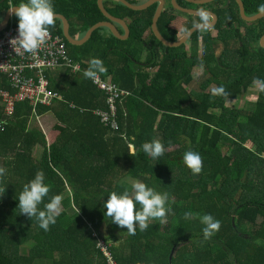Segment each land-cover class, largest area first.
Segmentation results:
<instances>
[{"label": "trees", "instance_id": "obj_1", "mask_svg": "<svg viewBox=\"0 0 264 264\" xmlns=\"http://www.w3.org/2000/svg\"><path fill=\"white\" fill-rule=\"evenodd\" d=\"M127 1L139 5L146 0ZM170 1L165 0L169 6ZM241 1L247 16L257 15V5L264 2ZM19 2L0 0V24ZM52 2L56 14L69 19L74 39L107 21L97 0ZM103 5L127 22L128 40H118L102 27L75 47L65 40L60 19H54L49 31L63 38L83 71L91 57H99L107 68L99 75L130 93L118 104L119 129L110 132L93 113L105 109V95L83 72L46 73L50 89L62 97L50 106L16 104L11 124L0 132V264H107L97 249L99 241L109 246L117 264H264V91L258 90L251 109L226 105L257 87L254 78L264 81V18L242 25L236 0L189 4L211 8L218 21L179 48H167L151 33L157 3L142 11L116 0ZM187 17L184 29L189 30L199 17ZM169 18L163 10L156 27L166 41L176 43L179 32L168 26ZM12 24L17 26L16 17ZM196 69L204 74L199 82ZM221 84L226 96L206 90ZM2 89L11 86L1 76ZM34 108L39 115L55 116L59 135L53 143H48ZM152 139L164 146L156 161L140 148ZM188 150L201 156L198 174L183 163ZM37 171L44 173L49 187L38 207L51 195L62 197L63 210L48 231L17 208L19 192ZM137 179L166 193L172 211L129 235L126 227L104 217L103 200L110 191H130V182ZM185 211L193 213L191 219L183 218ZM206 213L220 221L207 240L199 220Z\"/></svg>", "mask_w": 264, "mask_h": 264}, {"label": "clouds", "instance_id": "obj_2", "mask_svg": "<svg viewBox=\"0 0 264 264\" xmlns=\"http://www.w3.org/2000/svg\"><path fill=\"white\" fill-rule=\"evenodd\" d=\"M13 11L12 5L9 7ZM17 18L18 36L12 38L10 43L13 48L32 53L38 49L48 35L49 26L54 25L56 12L52 0H20L13 11ZM257 16H264V2L257 5ZM198 21H193V27L206 30L210 24L211 17L204 10H198ZM185 34L188 29H185ZM106 66L99 57H91L87 68L82 75L85 78L96 80L98 74L105 73ZM253 84L258 86L260 91H264V81L254 78ZM214 96H226L223 84L211 89ZM141 150L153 161L158 160L164 153V146L158 139L142 142ZM182 160L184 165L193 175L201 171V156L198 152L185 151ZM4 169L0 168V174ZM45 176L42 171H37L19 192L17 208L20 214L29 218H35L38 226L44 231H48L49 225L56 222V216L60 212L62 197L60 194L51 195L47 202L43 203V208L38 205L48 196L49 187L44 182ZM128 188L121 191H110L107 199L103 200L104 217H108L112 223L119 227H126L129 235H135L136 231H144L149 227L152 220H162L166 214H170L172 209L168 205L166 193L156 191L153 187L147 186L145 182L137 179L133 180ZM193 213L185 211L183 218L191 219ZM203 225L201 232L203 239L207 240L220 228V221L211 214H203L199 217Z\"/></svg>", "mask_w": 264, "mask_h": 264}, {"label": "built area", "instance_id": "obj_3", "mask_svg": "<svg viewBox=\"0 0 264 264\" xmlns=\"http://www.w3.org/2000/svg\"><path fill=\"white\" fill-rule=\"evenodd\" d=\"M18 36L17 26L8 27L0 37V75L7 76L11 89L1 90V105L4 117L0 118V132L14 117L16 104L29 103L30 106H50L57 100H62L60 94L50 89L46 76L48 71L68 67L74 72H80L79 64L70 57L67 43L63 38L54 36L50 31L45 42L34 52L27 53L13 48L10 40ZM92 80V79H91ZM93 84L105 95V109L93 110L103 125L117 131L118 104L130 95L116 83L97 76ZM75 108L74 105H72ZM35 109V108H34ZM93 238L96 235L92 234ZM97 249L103 254L107 264H117L113 259L109 246L103 241L98 242Z\"/></svg>", "mask_w": 264, "mask_h": 264}, {"label": "water", "instance_id": "obj_4", "mask_svg": "<svg viewBox=\"0 0 264 264\" xmlns=\"http://www.w3.org/2000/svg\"><path fill=\"white\" fill-rule=\"evenodd\" d=\"M103 1L104 0H97V3H98V6H99L101 12L107 18V21L99 22V23L95 24L94 26H92L89 29V31L86 33L85 37L81 40L74 39L71 36V24H70L68 18L64 17L63 15L56 14L54 19H60L62 21L63 36H64L65 40H67L72 46L80 47V46L85 45L90 40L93 33L95 31H97L98 28H102V27L107 28L108 31L111 33V35L113 37H115L116 39L121 40V41L128 40V38L130 36V31H129V27H128L127 23L124 20H122L120 18H116V17L112 16L110 13H108V11L105 9V7L103 5ZM116 1L122 3L123 5L127 6L128 8H130L132 10H135V11H142V10L148 8L149 6H151L152 4L157 3V7L154 11L152 21H151V32H152L154 38L157 41H159L163 46H165L167 48H179L180 46L185 44V42H187L188 39H190L193 34H195L197 32L208 31V29L212 28L217 23V20H218V17L214 12H212L210 10H204L212 18V20L210 21V24L206 30H201V29H198L196 27H192L190 29V31L186 34V36L181 41L176 42V43H169L168 41H166L161 36V34L159 33V31H157V28H156V23L162 14V11H163L162 9L165 5V0H146V1H144V3L139 4V5H133L130 2H128L127 0H116ZM185 1L192 3V4H196V5H204V4L210 3L214 0H185ZM171 2H172V5L174 7H176L177 9H179L181 12L198 15V10L184 9L177 4L176 0H171ZM236 2L238 3L239 14L243 20H245L247 22H255L257 20L264 18V16H257V15L247 16L245 14L244 5H243L242 1L236 0ZM12 9L14 11L15 7H12ZM13 11H10V10L8 11L6 18L4 19L3 23L0 25V34L4 33L6 31V29L9 27V24L11 23L12 17L14 16ZM118 26H120L123 29L124 35L120 34ZM261 43L264 46V37H263ZM172 256H173V253L171 255V258H172Z\"/></svg>", "mask_w": 264, "mask_h": 264}, {"label": "crops", "instance_id": "obj_5", "mask_svg": "<svg viewBox=\"0 0 264 264\" xmlns=\"http://www.w3.org/2000/svg\"><path fill=\"white\" fill-rule=\"evenodd\" d=\"M185 1V0H184ZM176 2H177V0H176ZM178 4V3H177ZM12 7H16V6H12ZM9 11V10H8ZM8 11L7 12H5L4 14H3V20H2V22H1V24L3 23V21H4V19L6 18V15H7V13H8ZM169 13H170V18H169V21H168V26L169 27H171V28H173V29H175V31H177V32H179V34H178V41L177 42H179V41H181L185 36H186V34H185V32H184V28L187 26V24L189 23V19H188V17H187V15H194V14H188V13H184V12H181L180 10H178V11H180V12H177V11H171V10H167ZM239 11V10H238ZM196 16V15H195ZM14 17H15V15L12 17V20H11V23L10 24H12V21H13V19H14ZM239 17H240V19L242 20V21H240L241 22V24H242V22H244V23H249V22H247V21H245V20H243L242 18H241V16H240V14H239ZM69 20V19H68ZM211 20H212V18H211ZM210 20V21H211ZM125 21V20H124ZM218 21V20H217ZM70 22V21H69ZM126 22V21H125ZM127 23V22H126ZM0 24V25H1ZM10 24H9V26H10ZM71 24V23H70ZM13 25V24H12ZM11 25V26H12ZM128 25V24H127ZM216 25V24H215ZM214 25V26H215ZM243 25V24H242ZM14 26H16V25H14ZM213 26V27H214ZM119 27V26H118ZM212 27V28H213ZM157 28V27H156ZM212 28H210V29H208V31H211V29ZM190 30V29H189ZM129 31H130V29H129ZM157 31H159V29H157ZM189 32V31H188ZM106 33V32H105ZM152 33V32H151ZM160 33V32H159ZM108 34V33H107ZM1 35V34H0ZM121 35H124V33L123 34H121ZM153 35V34H152ZM194 35V34H193ZM192 35V36H193ZM162 36V35H161ZM192 36H191V38H192ZM190 38V39H191ZM129 39V38H128ZM190 39H188V41L187 42H185V44L186 43H188L189 41H190ZM77 40H79V38L77 39ZM81 40V39H80ZM184 45V44H183ZM81 47V46H80ZM76 64H79V63H76ZM79 66H80V68H81V71L80 72H83V70H82V67H81V65L79 64ZM63 69H65V70H67V69H69L70 71H71V73L72 74H78L79 72H74L72 69H70V68H68V67H61V68H58L57 69V71L58 70H63ZM56 71V70H55ZM99 75V74H98ZM4 77L6 80H7V83L8 84H10V81H9V79L7 78V76H4V75H0V77ZM100 76V75H99ZM104 79V78H103ZM105 80H107V79H105ZM110 81V80H109ZM3 90V89H2ZM4 90H6V89H4ZM0 93H1V91H0ZM62 98V97H61ZM72 105H74L75 106V108L74 109H76L77 108V106L75 105V104H72ZM0 106L2 107V105H1V97H0ZM106 108V107H105ZM35 111L33 112L34 114H35V118L38 120V123L40 124V127H41V129H42V131H43V133L45 134V136L47 137V140H48V143H53L55 140H56V138L58 137V135H59V132L55 129V126L58 124L57 123V120H56V118H55V116L52 114V113H50V112H47V113H45V114H41V115H39V114H37V112H36V109H34ZM3 112V111H2ZM44 117V116H50L51 117V119H52V125H44L43 123H44V121H43V123H42V120L40 119L41 117ZM2 117H4V114L0 117V118H2ZM32 120V119H31ZM33 121V120H32ZM32 121H31V123H32ZM30 123V124H31ZM11 124V121H9V124L8 125H10ZM7 125V126H8ZM7 126H6V128H7ZM108 128V127H107ZM109 129V128H108ZM109 131L110 132H112V133H114V131H112L111 129H109ZM4 132V131H3ZM129 148H130V151H131V153L133 152V145H130L129 144ZM36 151H38V149H36L35 150V152ZM174 175H176V172H174L173 173V176ZM130 184H131V182H130Z\"/></svg>", "mask_w": 264, "mask_h": 264}, {"label": "rangeland", "instance_id": "obj_6", "mask_svg": "<svg viewBox=\"0 0 264 264\" xmlns=\"http://www.w3.org/2000/svg\"><path fill=\"white\" fill-rule=\"evenodd\" d=\"M195 5V4H193ZM236 11V10H235ZM242 24L245 26V23L242 22ZM185 30V29H184ZM195 78L196 81L199 82L200 80H202L204 78V74L202 69H196L195 70ZM214 88V85H210L209 87L206 88V90H210ZM258 86L255 88H252L251 91H249L247 94H245L244 96H242L241 98L233 101V100H227L226 101V105L229 107H235V108H246V109H251L254 102L257 101L258 99ZM42 120V123L44 121V125H52V119L50 116H42L40 118ZM247 146L249 148H254V144L252 143H247ZM224 150L226 151V148H224ZM36 155H40V152L37 151ZM63 210L62 205L60 206V212ZM59 212V213H60ZM59 215V214H58Z\"/></svg>", "mask_w": 264, "mask_h": 264}, {"label": "flooded vegetation", "instance_id": "obj_7", "mask_svg": "<svg viewBox=\"0 0 264 264\" xmlns=\"http://www.w3.org/2000/svg\"><path fill=\"white\" fill-rule=\"evenodd\" d=\"M185 2H187V1H185ZM178 3V2H177ZM170 6L169 5H167L166 4V2H165V5H164V7H163V9L162 10H171V11H177V12H180V11H178L179 9H177L176 7H174L173 5H172V2L170 1ZM189 4H192V3H189V2H187V4H183L182 6H180V7H182V8H184V9H187V10H212L211 8H209V7H205V8H196V7H192L191 5H189ZM196 16H198V15H196Z\"/></svg>", "mask_w": 264, "mask_h": 264}]
</instances>
